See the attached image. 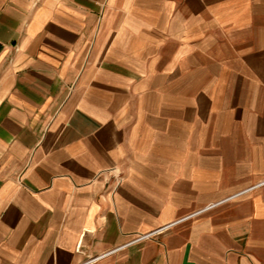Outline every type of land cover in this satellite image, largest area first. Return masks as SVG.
<instances>
[{"label":"crops","instance_id":"crops-1","mask_svg":"<svg viewBox=\"0 0 264 264\" xmlns=\"http://www.w3.org/2000/svg\"><path fill=\"white\" fill-rule=\"evenodd\" d=\"M123 245L264 264V0H0V264Z\"/></svg>","mask_w":264,"mask_h":264},{"label":"built area","instance_id":"built-area-1","mask_svg":"<svg viewBox=\"0 0 264 264\" xmlns=\"http://www.w3.org/2000/svg\"><path fill=\"white\" fill-rule=\"evenodd\" d=\"M199 212H200V211H197V212H195V213H193V214H191V215H188V217H192V216L196 215V214L199 213ZM185 218H186V217H185ZM176 222H178V221H175V222H173V223H171V224H169V225H167V226H165V227H162V228H160V229H157V230L151 231V232H149V233H145V234L139 235V236L135 237L132 241H130L128 244H130V243H134V242H139V241H142V240H144V239H148V238L156 237L157 235H159L160 233H162L165 229H167V228H169L170 226L176 224ZM128 244H127V245H128ZM124 246H125V245L120 246V247H116L115 249H112L111 251H108L107 253H104V254L99 255V256H97V257H95V258L89 259L88 261H85L84 263H81V264H92V263H93L94 261H96L97 259L102 258V257H104V256H106L107 254H110V253H112V252H115V251L119 250L120 248H122V247H124Z\"/></svg>","mask_w":264,"mask_h":264}]
</instances>
